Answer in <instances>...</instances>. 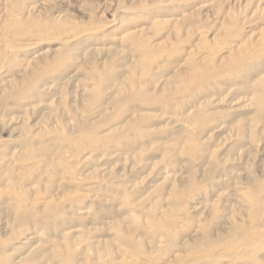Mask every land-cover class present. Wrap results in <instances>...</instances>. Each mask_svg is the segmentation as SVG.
I'll use <instances>...</instances> for the list:
<instances>
[{
    "label": "rangeland",
    "instance_id": "rangeland-1",
    "mask_svg": "<svg viewBox=\"0 0 264 264\" xmlns=\"http://www.w3.org/2000/svg\"><path fill=\"white\" fill-rule=\"evenodd\" d=\"M0 264H264V0H0Z\"/></svg>",
    "mask_w": 264,
    "mask_h": 264
}]
</instances>
